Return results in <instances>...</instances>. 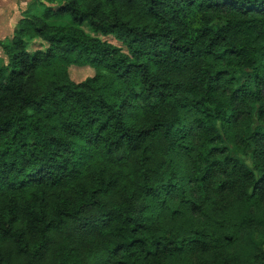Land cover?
<instances>
[{
    "label": "trees",
    "instance_id": "trees-1",
    "mask_svg": "<svg viewBox=\"0 0 264 264\" xmlns=\"http://www.w3.org/2000/svg\"><path fill=\"white\" fill-rule=\"evenodd\" d=\"M38 6L1 44L0 264H264V0Z\"/></svg>",
    "mask_w": 264,
    "mask_h": 264
},
{
    "label": "rangeland",
    "instance_id": "rangeland-1",
    "mask_svg": "<svg viewBox=\"0 0 264 264\" xmlns=\"http://www.w3.org/2000/svg\"><path fill=\"white\" fill-rule=\"evenodd\" d=\"M40 1L41 0H0V60L3 61L5 64L7 63V58L3 53L1 44L2 45L9 44V42L12 40L14 36V33L17 30L18 22L19 20H21L22 16L24 15V12H26L29 9L32 10L39 9L38 3ZM48 23L53 26H66L71 24L69 18L67 17L51 19ZM214 24L216 26H221L223 25V22L215 21ZM80 28L84 31V33L88 37H97L113 46L116 47L120 46V44L116 42L112 36L102 37L92 33L90 28L86 24L82 25ZM27 46H28V50L31 52L39 47H42V43L40 41L28 42ZM93 74H94L93 70L88 67L85 68L71 67L69 69L70 79L74 83L83 82L85 79L92 77ZM238 157L239 158L241 157L243 158V160L248 162L247 159H244L243 155H238ZM184 160L187 162L186 158ZM253 213L264 218V204L260 209L254 211ZM187 217L194 220L193 226H196L203 222L202 221L203 216L200 214L199 216L194 217L189 212L187 213ZM171 222H176V218L174 221L168 217L162 218V223L164 224V226H171L173 224V223L171 224ZM252 233L254 235L253 237L255 242L259 244L262 249H264V225L253 228ZM245 236H243L242 238H246ZM243 242H239L234 246L226 248L225 250L220 251L218 253H214V252L201 253L198 249L197 250L195 249L189 255H186V258L184 259H181V256L177 257L176 264H208L212 261L213 258H216V256L218 257L238 256L243 251L244 248ZM246 247L251 248V245L248 244Z\"/></svg>",
    "mask_w": 264,
    "mask_h": 264
}]
</instances>
